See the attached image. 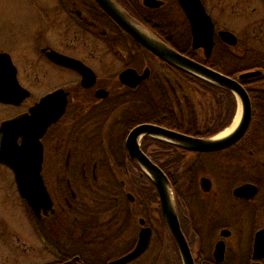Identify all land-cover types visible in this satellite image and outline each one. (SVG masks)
Segmentation results:
<instances>
[{"label":"flooded vegetation","instance_id":"1","mask_svg":"<svg viewBox=\"0 0 264 264\" xmlns=\"http://www.w3.org/2000/svg\"><path fill=\"white\" fill-rule=\"evenodd\" d=\"M157 1L163 3L159 8L145 6L144 0H140V6L135 5V0H126L125 5L117 3L156 38L189 57L173 46L171 35L160 22L161 17L171 18L172 2L183 16L185 13L177 0ZM201 2L215 25L214 47L210 57L207 58L202 49L193 50L191 28L186 16L184 27L181 29L176 26V29L180 33H188L191 49L203 59L199 63L211 69L212 65L221 63L230 71L243 70L239 75L260 72V75L247 81L240 80L250 98V125L236 143L210 153L178 148L154 136L144 137L153 139L151 143L160 155L155 153L156 156L152 157L147 151L148 143L140 147L155 163H167L175 156L181 158L180 167L186 171L184 181L166 175L174 190L181 229L195 264H264V257L257 259L255 256V235L264 230V224L256 221L257 217H264V55L252 46V40L264 41V32L252 33V23L256 25L255 22L259 21L264 25V0ZM67 14L84 37L92 39L95 49L81 56L78 52L43 48L41 59L46 69L42 66L44 70H40L38 75L35 71L23 72L14 63L18 81L27 90L28 96L20 104L0 100L1 144L6 123L27 114L32 115L31 110L45 97L58 90L63 91L67 101L65 112L40 140L43 148L40 175L53 200L54 213H42L41 218H38L27 201L19 195L15 170L0 161V224L6 218L5 210L16 207L15 199L18 196L27 213L31 233L39 239L45 252L53 257V261L47 264H108L135 249L142 229L139 220L144 218L139 216L138 211L128 207L138 206V197L131 184L141 182L144 178L139 165L127 151L130 132L139 125L153 124L189 135L184 130L167 128L166 125L140 122L146 113L145 105L154 104V101L146 103L149 99H155V89H158V93L162 92V96H167L173 107H168L162 118L169 119L173 114L171 111H174L180 121H187L186 100L184 98L183 104L176 98V88L181 86L178 82V85L173 84L163 73L160 74L155 65L163 67L168 73L178 74L184 82H192L182 75V71L133 39L95 0H88L82 8L75 4L68 9ZM235 20H239V26L230 25ZM235 26L240 32L247 31L245 35L237 33ZM261 30L264 31V28ZM220 31L233 33L238 40L236 45L224 42L217 35ZM49 49L82 62L93 75L88 81L91 84H83L84 75L79 71L52 62L45 53ZM215 52H218L219 59L225 52L228 59H214ZM241 61L244 67H240ZM127 70H135L138 76L148 71V77L136 85H129L121 80L122 73ZM216 71L222 73L221 70ZM239 75L232 78L238 79ZM148 109L152 111L151 107ZM237 111L236 100L235 115ZM254 121L263 123L258 128H252ZM17 142L21 145L22 138H18ZM160 146H167L163 153ZM52 183L62 186L57 192L63 200L59 203L51 191ZM252 186L256 188L255 194L252 193ZM244 187L245 190H239ZM129 194H132L133 201ZM84 195L94 198L96 205L106 202L108 208H83L81 200ZM71 217L74 219L72 227L68 224ZM145 221L146 226L152 229L153 238L154 228ZM138 225L140 229L134 245L115 253V243L127 235L129 228Z\"/></svg>","mask_w":264,"mask_h":264},{"label":"water","instance_id":"2","mask_svg":"<svg viewBox=\"0 0 264 264\" xmlns=\"http://www.w3.org/2000/svg\"><path fill=\"white\" fill-rule=\"evenodd\" d=\"M98 5L133 39L137 40L151 53L168 63L172 67L196 76L214 85L226 88L240 99L241 119L237 128L223 138L217 136L210 138H199L185 135L179 132L165 129L153 124H142L135 127L127 139V151L130 158L151 178L160 199L163 220L168 231L175 242L182 264H195L188 241L181 229L176 198L172 184L162 170L154 163L149 155L141 150L139 139L143 136H154L165 140L178 148L192 152H212L225 149L236 143L245 134L251 121V104L247 90L240 80L254 78L260 72H246L239 75L238 79L229 77L219 71L213 70L185 55L181 54L168 44L156 38L151 32L141 30L143 26L118 5L115 0H95ZM181 6L184 16L187 17L192 34L193 50L204 51L209 58L214 47L215 25L201 0H177ZM162 2L157 0H144V5L159 8ZM217 35L229 45H236V36L228 31H220ZM46 56L54 63L75 69L84 75L83 84L88 82L92 73L80 61L64 56L55 50L45 51ZM148 77V71L143 76H138L135 70H127L121 75V80L129 85H136ZM88 83V84H86ZM58 90L45 97L40 104L31 110L32 115H24L3 126V137L0 144V161L13 168L16 172L17 187L22 199L27 201L38 218L41 214L54 213V203L51 195L40 175L43 148L40 140L46 134L48 128L59 119L65 112L66 98ZM28 96L17 77V68L12 57L7 52L0 53V100L4 103L20 104ZM22 138L18 145V138ZM246 187L239 190H245ZM252 193L256 188L252 186ZM133 201L132 194L128 195ZM142 229L135 249L129 254L114 260L108 264H128L145 253L152 239V229L146 226L144 218L139 220ZM255 253L257 259L264 257V230L257 233ZM78 260V258L76 259ZM67 264H70L67 263ZM259 264V263H257Z\"/></svg>","mask_w":264,"mask_h":264},{"label":"rangeland","instance_id":"3","mask_svg":"<svg viewBox=\"0 0 264 264\" xmlns=\"http://www.w3.org/2000/svg\"><path fill=\"white\" fill-rule=\"evenodd\" d=\"M87 2L88 0H0V53H9L16 66L20 67L23 72L25 70L35 71L36 75L46 67L42 60L41 50L43 48L51 47L71 53L78 52L81 56L89 53V50L95 49L94 42L84 37L77 24L67 14L68 9L73 5L76 4L77 7L82 8ZM171 5V21L182 29L185 25V17L180 9L175 4L173 5V2ZM255 23L256 25L252 23V33L264 32L261 30L264 25L259 21ZM235 24L239 26V20H235L234 23L230 22V25ZM235 30L241 36L247 32L243 30L240 32L239 28ZM252 46L259 54L264 55V41L257 39L254 42L252 40ZM42 66L44 68H41ZM155 66L156 70L160 74L163 73L173 84L178 85L177 82L179 83L181 87L176 88V98L183 104L185 97L190 99L195 105L201 123L210 118L215 107L209 96L195 87V84L184 82L178 74L168 73L163 67ZM53 75L57 76V73L53 72ZM148 138L139 139L140 145L148 143L147 151L154 157L157 148L151 143L153 139ZM131 186L136 193V183ZM60 187L62 186L56 183L50 185L58 203L63 201L61 197L59 198L60 194L57 195ZM136 196L138 197L137 193ZM15 202L16 207L10 208L9 211L5 210L6 218L3 219L4 223L0 224V264H47L52 262V255L45 252L39 239L31 233L27 213L23 210L21 199L18 196ZM81 202L83 208L89 207L92 210L108 208L106 202H102L103 205H96L95 199L87 195L83 196ZM128 207L141 212V208L137 205H128ZM158 218L156 214H153V217L150 215L149 224L155 231L150 247L140 259L132 264H182L180 255L178 254V258L172 248L167 230H161L162 226L157 222ZM73 220L71 217L68 222L71 227L74 224ZM256 221L258 224H264V217L259 216ZM139 229V225L129 228L127 235L115 243L113 251L119 253L126 247L131 248L137 239Z\"/></svg>","mask_w":264,"mask_h":264},{"label":"trees","instance_id":"4","mask_svg":"<svg viewBox=\"0 0 264 264\" xmlns=\"http://www.w3.org/2000/svg\"><path fill=\"white\" fill-rule=\"evenodd\" d=\"M117 2H119L121 5H125L126 0H117ZM135 2L136 6H140V0H135ZM160 22L162 26L165 27L171 35L170 42L173 44L174 47H176L179 51L188 55L192 59L198 62H203V59L200 54L194 52L191 49V38L189 37L188 33L178 32L176 29L177 25L174 22L172 23L171 18L169 19L161 17ZM217 54L218 52H215L214 59L216 58V60L225 61L228 59L225 52H223L224 55H222L220 59L219 57H217ZM220 64L221 63L212 65V68L215 70H221L223 74L230 77L239 75L243 71H230L227 70L224 65ZM239 64L240 67L245 66L244 62L242 61ZM182 75L188 78L192 82V84L196 85L195 87L199 88L203 93H205L213 100L215 108L210 118L206 119L204 123H201L194 103H192L190 99L185 97L188 113L187 121H180L174 114V111H171V113H173L174 115L172 114L169 119H163L162 115L164 112H166V110H168V107L173 108L171 107L172 103L169 102L167 96H162V92L158 93V89H155V99H149V101L146 103L148 104L151 103V101H154V104L150 106L145 105L146 113L143 115L142 119H140V122H154L158 125H166L167 128L175 130H184L193 137L202 138L207 136L209 137L217 133L219 134V132L229 127L234 119L236 112V98L233 93L226 88L211 84L186 72H183ZM159 89L162 90V88ZM148 107H151L152 111H149ZM262 123L263 122L261 121H254L252 124V128H258L262 125ZM166 148L167 146H160V149L162 150L161 153H163V150H165ZM155 153L156 151L154 152V154ZM156 154L160 155V152H157ZM174 161L176 162L175 165H171L170 163H174ZM156 162L167 175L175 176L179 179V181L180 179L184 181L186 177V171L184 168L180 167L181 158H179V156L171 158L167 163H160V161ZM139 171H142L141 168H139ZM143 177L144 178L143 180H141V182L136 183V193L138 194L137 204L141 208V212L139 213L138 211L137 213L139 214V216H143L148 221V224L150 222V215H152L153 217V214H156L159 217L157 222H159V225L162 226L161 230H167L169 235L168 238L170 240L172 248L175 251L176 256L178 257L176 246L173 243L169 231L167 229L166 223L163 220L164 218L162 215L158 191L147 174L144 173Z\"/></svg>","mask_w":264,"mask_h":264},{"label":"bare ground","instance_id":"5","mask_svg":"<svg viewBox=\"0 0 264 264\" xmlns=\"http://www.w3.org/2000/svg\"><path fill=\"white\" fill-rule=\"evenodd\" d=\"M138 27L143 30L144 32H148L146 31L144 28H142L141 26L138 25ZM240 99L238 98V111H237V114H236V117L232 123V125L230 127H228L226 130H224L222 133L219 134V136H217V138H223L225 136H229L230 133H232L236 128L237 126L239 125V122H240V119H241V105H240Z\"/></svg>","mask_w":264,"mask_h":264}]
</instances>
